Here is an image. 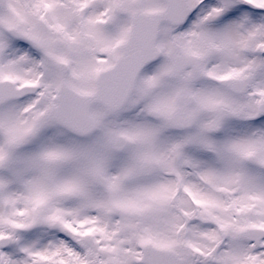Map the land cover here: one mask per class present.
Listing matches in <instances>:
<instances>
[{
    "label": "snow or ice",
    "instance_id": "6c2138e0",
    "mask_svg": "<svg viewBox=\"0 0 264 264\" xmlns=\"http://www.w3.org/2000/svg\"><path fill=\"white\" fill-rule=\"evenodd\" d=\"M0 264H264V0H0Z\"/></svg>",
    "mask_w": 264,
    "mask_h": 264
}]
</instances>
